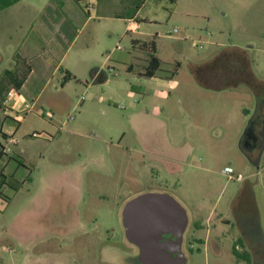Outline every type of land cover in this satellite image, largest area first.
I'll return each mask as SVG.
<instances>
[{
  "label": "rangeland",
  "instance_id": "rangeland-1",
  "mask_svg": "<svg viewBox=\"0 0 264 264\" xmlns=\"http://www.w3.org/2000/svg\"><path fill=\"white\" fill-rule=\"evenodd\" d=\"M176 3L175 7L169 0H164V7L148 3L145 10L146 14L154 16L156 8L159 9L157 31L162 36L159 45L165 61L174 58L182 64L180 77L169 80V86L122 74V68H116L115 72L120 78L129 79L127 84H133L134 97L114 83L117 78L114 71L108 73L110 82L102 84L91 83L89 72L88 83L75 79L64 83L68 69L84 75L81 72L83 56L78 54L76 47L68 54L47 53L40 58L32 52L35 60L31 65L43 66L46 71V79L38 88V94L41 93V98L47 102L48 117L44 118L64 130L61 140L47 147L45 156L51 159L46 171L43 162H39L41 168L35 172V189L28 193L25 187L14 204L20 213L21 224L14 231L19 239L0 238V264H137L139 251L126 239L122 209L140 194L161 192L154 190L164 187L171 190V186L174 189L180 186L176 199L191 219L183 244L187 264H248L237 258L234 247L241 253L250 250L252 264H264V156L257 169L235 142L241 113L230 93L200 89L193 92L194 87L188 83L190 62L208 59L221 48L232 45L248 50L256 76L264 81V0H177ZM44 20V16L39 15L27 23L14 24L3 30L7 33L0 34V76L5 69L12 70L20 57L17 54L23 56L27 45L35 38L28 26L34 23L38 27L37 22ZM119 24L113 29L120 34L123 23ZM99 28L107 39L109 26L99 25ZM174 28L180 33L170 37ZM178 38H181L183 49L175 52ZM119 46L131 48L125 40ZM111 50L107 47L94 54L98 66L104 64ZM22 66L27 70L28 64L23 62ZM173 66L178 68L175 63L172 66L164 64V71L160 73L168 75L175 70ZM239 89L242 92L246 87ZM162 90L171 94L161 98ZM248 93L252 95L251 91ZM36 111L33 110V115L41 117ZM71 116L75 117L73 121ZM39 119H36L38 123L41 122ZM195 120L201 122V132L194 127ZM132 123L143 129L148 138L164 139L167 136L181 148L188 149L187 137L193 138L195 155L187 175L181 177L183 180L180 178V184H167L157 179V169L150 160L133 169L136 175L131 182L127 179L122 163L126 158L120 159L118 150L110 142L119 141L116 137L122 131L129 132ZM246 128L247 125L243 133ZM160 145L166 147L165 143ZM100 159L107 161L110 171L105 172L102 166L99 168ZM227 168H233L235 174L232 177L226 173ZM24 172L28 177L27 171ZM239 174L243 175L242 180H238ZM80 176L86 184L81 206L75 201L80 203V198L76 199L78 195L74 197L71 191L68 196L61 197H55L51 191H42L43 180L47 177L70 179ZM95 178L110 184L99 190L107 199L101 201L93 196L90 183ZM79 206L85 224L76 228ZM45 207L48 211L40 212ZM237 215L238 227L233 224ZM15 216L9 211L3 219L12 220ZM194 220H200L202 230L194 231ZM46 232L47 237H43ZM209 233L220 243V248L213 244V251L220 253L221 249V254L206 250L204 245L201 251L197 250L200 243L195 239H205ZM240 235L244 246L238 243Z\"/></svg>",
  "mask_w": 264,
  "mask_h": 264
},
{
  "label": "crops",
  "instance_id": "crops-1",
  "mask_svg": "<svg viewBox=\"0 0 264 264\" xmlns=\"http://www.w3.org/2000/svg\"><path fill=\"white\" fill-rule=\"evenodd\" d=\"M169 1L174 7L177 5V0ZM148 3L152 5L159 4L164 7V0H152V2H150V0H46L44 2H39L37 0H20L15 5L0 11V34L2 32V34H6L7 31L3 30L10 29V26L14 24L29 22L32 17L37 18L39 15H43L45 18L43 22H37L39 24L38 27H36L34 23L28 26V28L35 33V38L27 45L23 56L19 53L17 54L18 57H20L12 70L5 69L0 76V231L2 232L0 238L6 237V240H12V238L19 239V235L14 233V231L18 230L21 224L20 213L18 207L14 204L25 187H27L28 193L35 189V172L41 168L39 167V162H43L44 171H46V168L49 167V160L51 159L50 156H45L47 147L56 141H60L62 138L61 132L64 130L62 127H57L56 123L48 122L44 118L46 115L48 117L46 112L47 105L45 104L47 102L41 98V93L38 94V88L41 86L42 81L46 79V71H43V66L33 67L31 65V62L35 60V57H32L34 56L32 52L35 51L38 53H35V55L37 58H40L47 53L50 55L68 54L76 47L78 54L83 56L82 61L84 63V69L81 72L84 75L72 69H68L66 72L72 75L70 81L75 79L81 81V83L84 81L88 83L89 79L87 78V72H89L91 83L100 84L95 82V77L98 73H106V82H110L108 73L112 71L115 72L116 68H122V74H127L130 77H136L142 80L143 78L139 77V75L145 72L151 59L149 54H152V48H155L154 55L159 59L160 63L159 71L151 79L143 80H156L159 84L161 83V85L169 86L171 85V83H168L169 80L180 77L182 64L179 61H174V58L171 59L173 61H165L161 54L159 43L162 36L157 31L161 15H158V8H156L154 16L146 14L145 10ZM89 7H91L90 11L88 10ZM119 23H123V28H121L123 31L120 34L116 29H113L116 25H121ZM99 25L109 26L107 30V39H105L106 36L101 35ZM178 39H180L177 40L176 47L178 49H175V52H180L183 49V46L180 45L181 38ZM122 40H125L131 48L126 49L125 47L119 46ZM107 47L108 49L112 48L110 56L105 59L104 64L98 66L95 55L102 49L107 50ZM232 47L244 49L234 45H232ZM149 49L151 51H149ZM223 49L224 48H221L217 52L211 54L208 59L190 62L188 64L189 70L192 65H199L209 61ZM246 51L248 52V50ZM175 52H172V54L174 55ZM1 59L2 56L0 55V61ZM107 60L115 64H109L106 62ZM23 62L28 64L27 70L23 68ZM174 63L178 66V68L173 66L175 70L177 69V74L175 76H172L171 73L168 75H162L160 73L164 71V64L172 66ZM106 66L108 67L107 70ZM115 76L117 78L114 80V83L119 84L121 88L129 91L130 97H134L135 89L133 84H127L129 79L127 80V78H125L126 80H124V78H120L121 76L116 72ZM190 77L188 83L194 87L193 92L194 89H200L204 92L208 91L211 93L226 92L230 93L232 99L236 100L237 110H239L241 114L238 120L239 124L237 122L239 127L237 128L238 131L236 133L235 142L239 144L241 149L242 138L245 134V132L243 133V129L248 125L256 111H258V101L256 97L254 96L253 98V93L252 95L248 93L250 90L247 87L242 92H239V88L219 92L209 91L201 88L196 83L191 71ZM10 92L14 94V97L7 103V94ZM170 94L171 93H166L165 90L159 93L161 98H165ZM245 94L247 95L246 97ZM27 102L33 104V110H37V114L41 117L33 115V111L25 110V104ZM36 119H39L41 122L38 123ZM196 122L195 120L193 125L201 132V122ZM142 130L143 129L136 123H132L129 132L126 130V132L122 131L119 136L116 137L119 141L110 142V144L118 150V157L120 159L126 158V160L122 159V163H124V173L127 174V179L131 182L132 177L135 178L136 175L133 173V169L140 166V164L145 165L149 163L150 160L155 164L154 166L157 169V179L159 178L167 184H180V178L187 175L186 173H188L187 170L190 166V161L195 155L196 143L193 142V138L187 137V149L181 148V145L176 146L170 139L166 138L167 136H163L164 139H158L156 137L148 138ZM132 132L134 135L131 134ZM34 134H38L39 136H34ZM57 137L60 138L58 139ZM40 138L43 139L41 140ZM103 142L106 143V140ZM162 143H165L166 147L161 146L160 144ZM8 148H10V152L7 151ZM263 156L264 152L260 159L252 162L253 166L257 165V169H260V160ZM98 165L99 168L102 166L105 172L111 170V166L104 159L98 160ZM25 170L27 171L26 173H28V177L25 175ZM44 175L45 173H43V178L46 177ZM43 181L45 183L42 189L43 193L44 191H51L55 197H61L68 196V191H71L74 197L75 194L78 195L76 199L80 198V203L75 200L76 204L81 206L84 202L86 184L84 183L85 180L83 176L70 179L47 177V179L45 178ZM74 182L76 183L74 184ZM90 185L94 189H92L94 193L93 196H95L96 199L102 201L108 198L104 196L103 192H99L101 187L108 188L110 186L108 182L103 183L98 178H95L91 181ZM179 187L177 186V188L174 189L173 186H171V190L164 187L163 189H156L154 191H161L162 193H167L177 198ZM243 188H245V186H243ZM80 206L79 210L76 212L79 217L75 223L76 228L82 227L85 224ZM9 211H11L12 215L16 214V216L12 220H4V215L8 214ZM47 211V207L40 210L42 213H46ZM188 218L189 223L186 231L189 225H191L189 214ZM238 218L237 215L234 219L233 224L235 226L238 225ZM192 224L195 226V229L193 228L194 231L202 230L201 228L203 225L200 223V220H194ZM43 237H47V232ZM195 240L200 243L198 244V251H201L202 245H204L205 249L208 251L212 249L213 244L218 245L220 248V243L212 238L211 233H209L205 239L199 237ZM238 241V243L243 246L245 245L241 235ZM219 250L220 253H216L215 250L213 251L212 249L214 253L221 254V249ZM249 251L246 253H249L252 259V255ZM187 261L186 258V264ZM139 264H141L140 261Z\"/></svg>",
  "mask_w": 264,
  "mask_h": 264
},
{
  "label": "water",
  "instance_id": "water-1",
  "mask_svg": "<svg viewBox=\"0 0 264 264\" xmlns=\"http://www.w3.org/2000/svg\"><path fill=\"white\" fill-rule=\"evenodd\" d=\"M188 223L187 210L167 193L140 194L122 209L126 239L138 248L141 264H186L182 244Z\"/></svg>",
  "mask_w": 264,
  "mask_h": 264
},
{
  "label": "trees",
  "instance_id": "trees-1",
  "mask_svg": "<svg viewBox=\"0 0 264 264\" xmlns=\"http://www.w3.org/2000/svg\"><path fill=\"white\" fill-rule=\"evenodd\" d=\"M19 1L20 0H0V11L15 5ZM152 50L149 65L145 72L139 75V77L143 79H151L159 71V59L154 55L155 48H152ZM190 71L196 83L201 88L209 91L219 92L237 89L241 86L247 87L256 97L258 101V111H260L262 102L264 101V81L259 80L255 75L246 50L238 47L224 48L209 61L199 65H192ZM176 74L177 69L171 72L172 76ZM71 79L72 75L66 72L64 83ZM106 81L107 74L104 72L98 73L95 77L96 83L102 84ZM233 252L238 259L252 264L249 253H241L236 247L233 248Z\"/></svg>",
  "mask_w": 264,
  "mask_h": 264
},
{
  "label": "flooded vegetation",
  "instance_id": "flooded-vegetation-1",
  "mask_svg": "<svg viewBox=\"0 0 264 264\" xmlns=\"http://www.w3.org/2000/svg\"><path fill=\"white\" fill-rule=\"evenodd\" d=\"M241 150L250 162L260 159L264 152V101L262 102L260 111H256L247 125L242 138ZM245 209L248 211L246 205ZM137 264H139L138 257Z\"/></svg>",
  "mask_w": 264,
  "mask_h": 264
},
{
  "label": "built area",
  "instance_id": "built-area-1",
  "mask_svg": "<svg viewBox=\"0 0 264 264\" xmlns=\"http://www.w3.org/2000/svg\"><path fill=\"white\" fill-rule=\"evenodd\" d=\"M88 10L90 11V10H91V7H89ZM179 33H180V30H179L178 28H174V29L170 32L169 36H170V37H177ZM195 46H197V47H203V46H199V44H198V45L195 44ZM13 97H14V94H13L12 92L8 93V94H7V100H6V102L8 103ZM25 110H26V111H33V104L27 102V103L25 104ZM74 119H75L74 116H71V117H70V120L73 121ZM34 136H39V135H38V134H34ZM7 151L10 152V148H8ZM226 173L229 174L230 177H232V176L235 174L233 168H227ZM237 177H238V180H242V179H243V175H240V174H239ZM237 249H238V248H237Z\"/></svg>",
  "mask_w": 264,
  "mask_h": 264
}]
</instances>
